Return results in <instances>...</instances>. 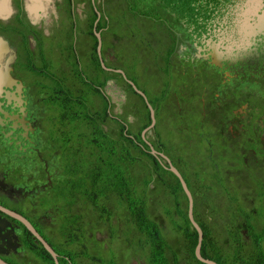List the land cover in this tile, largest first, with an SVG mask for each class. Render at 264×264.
<instances>
[{"label":"flooded vegetation","instance_id":"obj_1","mask_svg":"<svg viewBox=\"0 0 264 264\" xmlns=\"http://www.w3.org/2000/svg\"><path fill=\"white\" fill-rule=\"evenodd\" d=\"M122 6L123 0H0V262L4 264H49L43 249L54 264L21 220L40 235L59 264L56 251L64 245L57 236H42L36 226L44 223L41 199L54 186L61 158V124L55 100L50 99L56 85L51 82L58 80L59 72L74 78L70 74L74 66L86 77L87 96L93 97L91 91L98 89L110 117L122 122L130 111V121L138 127L143 119L139 97L154 114V98L164 95V120L173 109L189 108L207 119V127L226 150L233 139L242 145L241 158L229 164L239 175H248L250 164L256 172L264 168L258 152L259 147L264 150V0H132V22L137 27L124 52L115 48L123 34H106L118 22ZM91 32L98 62L109 78L94 68ZM48 39L52 45L46 44ZM59 41L66 46L56 48ZM129 52L136 65L134 81L121 67ZM123 81L136 94L131 100ZM66 88L73 95L68 78L59 92L65 94ZM145 133L141 137L150 145L151 137ZM164 133L168 134L165 127ZM246 140L255 143L249 149L250 161L242 158L248 153ZM151 148L150 153L161 154ZM197 172L200 177L215 176L209 164ZM202 185L211 186L201 179L198 186Z\"/></svg>","mask_w":264,"mask_h":264},{"label":"trees","instance_id":"obj_2","mask_svg":"<svg viewBox=\"0 0 264 264\" xmlns=\"http://www.w3.org/2000/svg\"><path fill=\"white\" fill-rule=\"evenodd\" d=\"M131 7L128 0L127 10ZM112 31L116 32L114 27L108 32ZM90 36L94 68L109 78L98 62L96 38L92 32ZM123 40L122 52L130 45L131 32L124 31ZM135 66L132 57L123 56L121 67L132 81ZM70 74L74 76L67 77L73 95L68 88L65 94L59 92L67 78L51 82L56 85L50 99L55 100L61 124V158L54 186L41 199L44 223L41 228L35 225L42 236H57V242L64 245L56 251L59 264H204L194 255L197 232L189 222L188 201L179 180L163 158L150 153V145L168 158L191 194L193 219L203 234L201 257L216 264H264V225L254 205L264 207V168L256 172L250 164L248 175H239L229 166L241 158L238 148L242 145L236 139L226 150L207 127V119L189 108L173 109L164 120L165 96L160 93L152 103L157 123L145 133L151 137L148 145L141 137L150 124L142 98L138 96L143 119L135 127L130 111L124 113L122 122L109 116L98 89L91 91L93 97L87 96L84 73L74 66ZM123 83L131 100L136 94ZM246 142L248 153L242 158L250 161L249 149L255 143ZM258 152L263 160L264 150L259 147ZM205 164L214 177L199 176L197 169ZM201 179L213 187L200 188ZM148 191L153 193L146 197ZM151 194H156L153 200ZM169 225L182 236L163 235ZM114 227L121 232L113 234ZM103 233L107 240L97 238ZM110 241L119 242L123 252L110 251ZM114 247L119 249L118 243Z\"/></svg>","mask_w":264,"mask_h":264},{"label":"rangeland","instance_id":"obj_3","mask_svg":"<svg viewBox=\"0 0 264 264\" xmlns=\"http://www.w3.org/2000/svg\"><path fill=\"white\" fill-rule=\"evenodd\" d=\"M127 1L128 0H123V6H122V9H121V11L119 12V16L118 17H116L117 19H118V22H115V24H114V28H115V30L117 31V33H118V35L119 34H123L124 33V31H125V33H126V31H129V32H132V30H136V24L134 23V22H132V12L131 11H128L127 10V8H125L124 6L127 4ZM132 1V0H131ZM108 14V18H110V15H109V13H107ZM112 20L113 19H110V21H109V23H112ZM107 34V36H112V34L110 33V32H107L106 33ZM109 38V37H108ZM50 39V38H49ZM48 39V41L46 42V44H53V42L51 41V40H49ZM107 40V39H106ZM122 40V39H121ZM124 42H126L125 40H122L121 41V48L120 49H122V47H123V43ZM45 44V45H46ZM55 45H56V48H61V47H64V46H66L65 44H66V42L65 43H63L62 41H59V42H56V43H54ZM67 54H68V56H70V58H72V51L71 50H68L67 51ZM128 56L131 58L132 57V53L131 52H129V54H128ZM56 62H58V60L56 59L55 60ZM35 63V65L36 66H38V62H34ZM58 78H63V75H62V73H58ZM48 83L46 82V85H47ZM46 89H47V87H46ZM49 132H51L50 130H49ZM55 137H57V135L55 136ZM149 193H153V191H148L147 193H146V197L148 196V194ZM156 194L159 196L160 195V193L159 192H156ZM156 194H151L150 195V199L151 200H153L154 198H155V196H156ZM255 205V207L257 208V209H260L259 210V212H260V215H261V217H260V220H261V222H262V227H263V225H264V207L263 206H260V204H254ZM158 206V205H157ZM168 208L170 207L169 206V204L167 203V205H166ZM249 206H252V203H249ZM254 218H257V216L256 215H254ZM259 218V217H258ZM122 227H123V225H122ZM116 228H118V227H114L113 229H112V232H113V234H116L115 233V231L117 232V233H120L121 232V228H119V230H115L114 231V229H116ZM258 228H261V225H258ZM168 235V236H182L181 234H179V233H175L172 229H171V227H170V225L169 226H167L166 227V230H165V233H163V235ZM123 234H121V235H119V236H122ZM97 238L98 239H105V240H107V238H108V236H105L104 235V233L103 234H97ZM116 241V240H115ZM115 241H110V242H112V249L110 250V251H114V252H123V250H121L122 248L121 247H119V242H115ZM110 242H108V245H109V243ZM117 243H118V248L119 249H117V248H115L114 246L115 245H117ZM104 247H105V245L103 246V249H104ZM107 252V251H106Z\"/></svg>","mask_w":264,"mask_h":264},{"label":"water","instance_id":"obj_4","mask_svg":"<svg viewBox=\"0 0 264 264\" xmlns=\"http://www.w3.org/2000/svg\"><path fill=\"white\" fill-rule=\"evenodd\" d=\"M97 38L99 39L98 35H96ZM0 45L2 47V41L0 40ZM98 50L100 51V48L98 47ZM103 66V65H102ZM104 67V66H103ZM134 90L135 87L133 86ZM137 91V90H136ZM141 96L144 97L143 93H141L140 91H137ZM148 109H149V114H150V125L144 129L142 131V134H144L147 130L151 129L153 126H154V123H155V119H154V114H153V110L152 108L149 106L148 104ZM152 150V148L150 149ZM151 154L154 155V156H160L162 157L167 165H168V170L170 172H172L175 177L179 180V183L182 187V190L187 198V201H188V211H187V216H188V219H189V222L191 224V226L194 228V230L197 232V244L195 246V250H194V255L195 257L202 263L204 264H216L210 260H207V259H203L200 255V247H201V242H202V239H203V234H202V231L200 229V227L198 226V224L194 221L193 219V214H192V207H193V202H192V197H191V194L189 192V190L187 189V186L184 182V180L182 179L180 173L177 171L176 168H174L171 163L169 162V160L166 158V156H164L163 154H157L155 151H151ZM25 225L26 227L28 228V230L34 235V236H37L38 239L42 242V244L44 245L45 249L50 253V255L52 256L53 260H54V264H58L57 263V256L56 254L52 251V249L41 239V237H39L40 235L29 225V223H27L25 220H21ZM0 264H4L2 262H0Z\"/></svg>","mask_w":264,"mask_h":264}]
</instances>
